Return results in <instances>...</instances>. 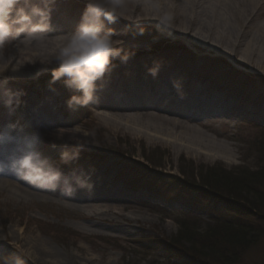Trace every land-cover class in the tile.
Listing matches in <instances>:
<instances>
[{"label":"bare ground","instance_id":"bare-ground-1","mask_svg":"<svg viewBox=\"0 0 264 264\" xmlns=\"http://www.w3.org/2000/svg\"><path fill=\"white\" fill-rule=\"evenodd\" d=\"M85 7L83 0H56L45 38L6 42L0 55L12 61V69L23 65L19 71L4 73L9 88L22 89L23 82L33 77L34 67L29 62L54 55L62 35L78 26ZM117 11L121 19L112 27L121 35L126 24L140 23L150 32L151 41L140 47L124 37L126 47L137 46L136 54L127 65L118 63L107 77L100 102L89 108L100 112L96 115L101 121L111 122L116 128L123 125L148 141H164L177 153L185 150L208 159L231 157L232 146L225 129L246 121L264 127V89L258 84L264 82V0H119ZM162 12L173 15L172 38L157 32L152 18ZM158 35L160 38L153 41ZM160 44L166 48L152 52L151 48ZM153 60L163 64L155 79L146 72ZM45 73L50 72L42 74ZM177 78L182 81L183 98L172 86V80ZM24 97L19 108L42 130L68 132L64 123L45 108L47 104L34 108L36 104ZM0 162L7 163L3 151ZM71 167H78L77 163ZM61 170L67 172L69 166ZM92 181L95 187L91 193L78 191L71 200H64L59 191L34 189L18 181L6 167L0 170V184L9 194L25 200L58 199L71 209L91 214L94 225L99 227L109 221L106 214L120 215L129 209L127 203L135 201L113 186L105 168L94 171ZM111 226L121 230L120 225ZM6 237H0V252L23 255L25 250L27 254L31 252V260L57 261V254L43 244L33 246L22 236L10 241Z\"/></svg>","mask_w":264,"mask_h":264},{"label":"rangeland","instance_id":"rangeland-1","mask_svg":"<svg viewBox=\"0 0 264 264\" xmlns=\"http://www.w3.org/2000/svg\"><path fill=\"white\" fill-rule=\"evenodd\" d=\"M127 38L140 47L151 41L149 31L135 37L129 32ZM163 44L151 48L152 52L164 50ZM49 79L50 73H45L24 81V99H31L36 104L34 108L47 104L45 108L64 123L65 131L79 128L81 133H92L91 145L82 150L74 163L86 170L105 168L113 186L135 201L127 203L129 209L121 212L122 216L106 214L109 221L99 227L97 223L94 225L91 214L71 209L58 199L25 200L9 194L0 184V237L7 236L10 241L22 236L25 242L33 246L43 244L58 256L57 261L55 258L31 260V252L27 254L23 250L24 264H189L191 259L184 253L164 248L177 233L174 218L183 215L195 219L196 227L201 230L216 221L241 218L251 232L245 235V245L239 250L237 260L231 263L229 257L228 261L264 264V217L252 213L243 216V204L211 192L201 186L197 177L210 172L221 181H239L248 190L240 199L251 202L253 198L260 206L264 202V127L246 121L225 129L232 146L230 158L208 159L187 154L185 150L177 153L164 141H148L146 136H135L123 125L116 128L111 122L101 121L96 115L99 111L81 108L70 113L64 104L70 93L59 83L55 85L57 92H50ZM258 84L264 89V82ZM17 119L24 126L23 134L49 132L37 128L28 113L19 107L9 117L0 105V128ZM52 143L57 144L56 148L51 147ZM38 147L57 166L64 167L59 165V142L44 135ZM257 172L263 176L258 182L249 177ZM245 174L248 177L244 178ZM261 208L264 215V203ZM111 224L120 225L121 230H113ZM2 252L0 258L20 255L15 251Z\"/></svg>","mask_w":264,"mask_h":264},{"label":"clouds","instance_id":"clouds-1","mask_svg":"<svg viewBox=\"0 0 264 264\" xmlns=\"http://www.w3.org/2000/svg\"><path fill=\"white\" fill-rule=\"evenodd\" d=\"M56 0H0V54L6 42L16 39L40 41L50 30L52 7ZM86 5L81 19L72 32L63 36L62 43L54 55L47 60L31 61L33 78L50 72L48 90L57 92L55 85L61 84L70 92L64 101L66 109L74 113L81 108L97 105L101 93L107 86V77L119 65H127L136 54V45L125 46L124 37L131 32L133 37L144 35L146 28L140 24H126L123 35L112 25L121 19L117 11L119 0H83ZM157 25V32L168 38L174 36V18L170 12H162L152 18ZM133 29L135 31L133 32ZM161 29L163 31H161ZM153 37V41L159 39ZM119 61V65L116 63ZM12 61L0 55V105L7 110L9 117L21 106L22 89L12 90L7 86L6 71L16 72L11 68ZM163 64L153 60L146 72L155 79ZM177 95L183 98L182 81L172 80ZM39 128V124L37 125ZM20 120L9 121L0 128V151L5 153L7 163L0 162V170L7 168L13 172L18 181H23L34 189L49 193L59 191L60 198L71 200L78 191L91 193L94 190L92 174L95 169L89 167H71L78 161L82 150L91 145L92 133L74 128L71 132L51 130L45 134L37 131L26 135ZM44 135L60 143L58 152L59 165L69 166L62 171L48 156L39 149L38 144ZM69 145H72L71 147ZM11 146V147H10ZM52 143L51 147L56 148ZM19 153V155H15ZM0 264H24L23 255L0 258Z\"/></svg>","mask_w":264,"mask_h":264},{"label":"trees","instance_id":"trees-1","mask_svg":"<svg viewBox=\"0 0 264 264\" xmlns=\"http://www.w3.org/2000/svg\"><path fill=\"white\" fill-rule=\"evenodd\" d=\"M260 173L257 172L249 177L254 178L255 180L253 181L258 182L263 179ZM197 177L200 180L201 186L209 189L211 192L243 204L245 206V210H243L245 215L243 216L252 213L264 217L260 213L263 201L259 206L258 202H255L253 198L251 202L240 199V196L242 194L246 195L248 190H246L243 184L240 185L239 181H221L210 172H205L204 175H201V173L197 174ZM246 177L248 176L245 174L244 178ZM174 219H177V233L174 238L170 239V245H164V248L184 253L191 259V263L189 264L234 263L238 258L239 250L241 251L245 245V235H249L251 232V228L247 227L241 218L230 217L228 221H216L211 226H207L202 230L196 227V220H192L187 215ZM184 244L186 245L185 248ZM229 257L232 258L231 263L228 261Z\"/></svg>","mask_w":264,"mask_h":264}]
</instances>
